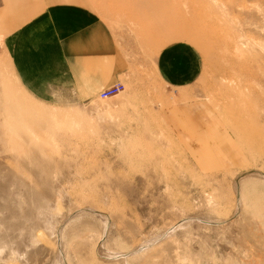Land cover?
<instances>
[{"label":"rangeland","instance_id":"rangeland-1","mask_svg":"<svg viewBox=\"0 0 264 264\" xmlns=\"http://www.w3.org/2000/svg\"><path fill=\"white\" fill-rule=\"evenodd\" d=\"M101 3L114 79L29 91L0 38V264H264V0Z\"/></svg>","mask_w":264,"mask_h":264},{"label":"crops","instance_id":"crops-1","mask_svg":"<svg viewBox=\"0 0 264 264\" xmlns=\"http://www.w3.org/2000/svg\"><path fill=\"white\" fill-rule=\"evenodd\" d=\"M102 0H0V38L13 72L29 91L41 90L42 83L73 80V63L67 58L94 57L80 53L103 47L95 43L113 41V79L117 75V44ZM186 47L163 48L157 55L158 69L169 74L177 56ZM89 62V60H88ZM83 61V65H88ZM77 66V65H76ZM196 68V66H195ZM85 68L76 73H84ZM196 71V69H195ZM89 72V71H88ZM188 79L193 72L179 73ZM35 95V94H34ZM86 96V95H81Z\"/></svg>","mask_w":264,"mask_h":264},{"label":"built area","instance_id":"built-area-1","mask_svg":"<svg viewBox=\"0 0 264 264\" xmlns=\"http://www.w3.org/2000/svg\"><path fill=\"white\" fill-rule=\"evenodd\" d=\"M113 94V92L112 91H108V92H103V94H102V98H108L109 96H111Z\"/></svg>","mask_w":264,"mask_h":264}]
</instances>
